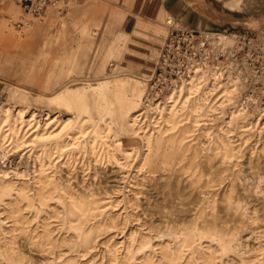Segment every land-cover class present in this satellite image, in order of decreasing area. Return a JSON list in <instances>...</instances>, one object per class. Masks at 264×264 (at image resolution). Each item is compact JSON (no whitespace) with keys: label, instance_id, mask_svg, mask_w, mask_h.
Instances as JSON below:
<instances>
[{"label":"rangeland","instance_id":"1","mask_svg":"<svg viewBox=\"0 0 264 264\" xmlns=\"http://www.w3.org/2000/svg\"><path fill=\"white\" fill-rule=\"evenodd\" d=\"M199 1L194 7L202 10ZM83 2L26 15L0 0V264H264V113L260 126L253 116L264 108L246 101L239 112L240 99L230 107L218 92L204 107L195 101L178 112L179 105L175 118L161 111V101L179 89L178 82L165 92L154 87L168 16L161 44L138 42L132 48L140 54L120 63L122 40L104 55L107 39L93 18L74 28L64 17ZM226 8L242 16L211 32L247 31L264 45V0ZM248 19L255 25L243 23ZM131 25L126 19L118 29ZM34 38L45 48L64 43L95 51L72 52L67 64L61 53L17 55ZM149 48L159 51L154 61L142 55ZM8 54H15L13 65ZM60 67L67 69L62 83L25 81L30 72L47 84ZM130 77L145 80L146 103L134 127L109 130L98 120V103L126 104L125 94L105 93L95 103L90 92ZM10 89L25 96L13 99ZM68 91L77 95L61 101ZM104 111L113 117L112 108Z\"/></svg>","mask_w":264,"mask_h":264},{"label":"crops","instance_id":"2","mask_svg":"<svg viewBox=\"0 0 264 264\" xmlns=\"http://www.w3.org/2000/svg\"><path fill=\"white\" fill-rule=\"evenodd\" d=\"M75 1L76 0L72 2V5L75 4ZM230 1L203 0V4H205L204 7L202 10H197L194 6H199L201 4V1L199 0H85L82 4H76L75 7H70L71 10L67 14H63L74 28L83 26V22L86 18H93V22L99 25L101 34L106 36L107 39L100 50L104 55L113 51L116 41L122 40L123 46L121 50L124 55L119 61L121 63L124 60H127L129 55L140 54L138 50L132 48V45H138V42L155 41L156 44L162 43V38H164L165 35L163 20L167 16H173L178 20L181 26L195 30H209L212 26L214 27V25H231L230 22L226 21L233 22L239 19V16H242V14H231L226 8V5L231 9L239 8L241 0H239V2L238 0ZM234 1L238 2L239 6H237L238 3H235ZM232 4L235 6H232ZM216 18L224 19V22L226 23L221 24V22L216 21ZM126 19L127 23L132 22L131 31L129 32L118 29ZM145 20H149V22ZM248 20L250 21L251 19ZM248 20L243 21V23L250 26L255 25L253 20H251V23L248 22ZM22 27H24V25ZM48 28L49 27L47 26H43V30H47ZM34 31H37L36 28ZM38 41L39 39L34 38L31 45L23 43L19 48V52H16L17 55H22L30 51L35 54L39 52L61 53L65 54L61 55V62L67 64L70 60L68 54L72 52H89L94 50L91 49L90 46L64 43L48 45L47 48H45V45H36V42ZM157 53H159V51L156 49L149 48V52L142 55L146 60L154 61ZM15 54H8L6 56V61L11 65L15 63ZM81 63L84 67H88L91 66L92 61L82 59ZM93 64L94 66L97 65V60L94 61ZM111 65L113 66L114 64ZM52 74L55 77H53V80L47 84H39L30 72H28L25 81L30 85L38 84L41 87L46 88L44 85L64 82L66 80L67 69L60 67L57 73L53 71ZM130 79L141 83L145 82L143 79H137L134 77H130L127 80Z\"/></svg>","mask_w":264,"mask_h":264},{"label":"bare ground","instance_id":"3","mask_svg":"<svg viewBox=\"0 0 264 264\" xmlns=\"http://www.w3.org/2000/svg\"><path fill=\"white\" fill-rule=\"evenodd\" d=\"M66 1L67 0H60L56 5L49 6L48 9L49 8H61V7L64 8L65 6H69L70 4H66ZM68 1L70 3H72L74 0H68ZM238 2H239V0H238ZM238 2H235V3H238ZM12 3L18 9L20 8L19 6H17V4L13 0H12ZM233 4H232V6H235ZM237 6H239V3H238ZM24 14L33 15L32 13H28V12H26ZM216 21L223 22L224 19L216 18ZM248 22L251 23V20L250 21L248 20ZM23 25H24L23 22L16 23L17 28H23L22 27ZM166 26H167V29H168V34H167V37H168V35L171 32L173 27H177V26H181V25H180V23L178 22V20L175 17L168 16V18L166 20ZM201 31L215 45V50H214L215 53H214L213 62L211 64H209L208 62H203V63H200V64H194L193 67L191 68L190 72L186 76H182V77H180L177 80L171 81V84L168 85L165 89L167 90V88L169 86H171L175 82H178V85H179L178 88L179 89L175 93L171 92L163 101H161V103L159 104L160 110L170 113L175 118V117H177L176 115H178V114H177V112H174V110L178 109L177 107H179V105H181V107H179L178 112H180L183 109H190L189 108L190 105L193 102H195V101H197L202 107H204L210 101L211 97L213 95H215L216 93L218 94V92H219V94L220 93L222 94L223 98L225 99V102L229 103L230 107L233 106V104H234L233 101L235 102L236 99H240L238 101L239 102L238 105L235 107V108L238 109L239 112H241L243 109H245V110L248 109L249 105L245 106V102L246 101H249V104L251 103L250 105H252V106H260V107L264 108V103L261 100V96L259 95V93H257L251 87V85L248 82V77L247 76L249 74V70L246 67H239L230 58L229 49L232 51V47H233V44H234V40L232 38V35H229V34H226V33H223V32H211L210 30H201ZM223 35L225 36V38H223L224 37ZM226 37L228 38V40L226 39ZM9 43L10 44H15V41H11ZM262 46H263V49H264V45L263 44H262ZM225 53H228V54H225ZM221 54H225L226 55L225 60L220 58ZM123 55L124 54H122V53L121 54H117V58H118L119 61L121 60ZM159 57H160V55H159ZM158 61H159V59H158ZM144 83L137 82V81H135L133 79L126 80V81H120V80L114 79L113 81H110V82H107V83H103L102 85L98 86L94 91H91L90 93H91L92 99H93V101H95V103H98V100H99V98H100V96L102 94L108 93L111 98H114L113 95L119 93L120 91L125 94L124 97H125L126 101H128V103H126V104L120 103L118 101V102H116L115 105L111 104L110 106H104V105L98 103L99 106H100V109L102 111V116H100L99 119H98L100 124L104 125L109 130H111L113 127H118V129H125V128H127L129 126V124H130V126L134 127L135 124H136L134 116H135V114L137 112L142 110V107L146 103L145 99H147V95L145 94ZM246 89L249 92V94H247V95L244 94ZM163 92H165V91H163ZM169 92H170V90H169ZM82 93H84L83 89H80L77 92L78 95H80ZM73 94H76V93H74L73 91L65 92L64 94L61 95L60 99H61V101H67V99L69 97L73 96ZM9 96L12 97L13 99H16L19 96H25V95L19 93L18 90L10 89L9 90ZM148 96L152 97L153 99L161 98V97H159V93H157L156 95H153V94L149 93V91H148ZM200 105H199V107H200ZM159 107H157V108L159 109ZM107 108L108 109L112 108L114 110L113 117L108 116L107 113L104 111ZM194 110L196 112L198 109L194 108ZM254 110H255V114L253 115V116H255L254 119H256V123L260 126V124H259L260 121H261L260 118H261V116L264 113V109L256 107ZM172 116H170V117H172ZM14 120H16V119H14ZM21 124H22V122H21ZM104 126H102V127L104 128ZM139 128H140V126H139ZM18 130L20 131V129H18ZM158 130H160V129H158ZM27 132H29V130ZM4 133H5V131H4ZM135 133H136V131H135ZM150 135H152V134L150 133ZM0 138H1V136H0ZM21 141H22V139H21ZM156 143H157V141H156ZM149 144H150V142H149ZM154 152H155V150H154ZM175 162L172 161V160L170 161L171 164H174ZM155 167H156V169H159L158 165H156Z\"/></svg>","mask_w":264,"mask_h":264},{"label":"built area","instance_id":"4","mask_svg":"<svg viewBox=\"0 0 264 264\" xmlns=\"http://www.w3.org/2000/svg\"><path fill=\"white\" fill-rule=\"evenodd\" d=\"M22 10L34 15L45 12L49 6L60 0H13ZM234 44L229 49L230 58L239 66L249 70L248 82L259 93L264 103V49L257 35L238 31L229 33ZM215 45L201 30L185 26L173 27L166 38L154 76V87L159 91L171 84V81L186 76L194 64L214 59ZM228 54V53H225ZM220 58L225 60L226 55Z\"/></svg>","mask_w":264,"mask_h":264}]
</instances>
